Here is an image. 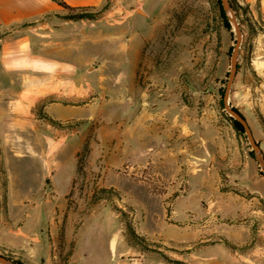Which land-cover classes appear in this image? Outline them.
<instances>
[{"label": "rangeland", "instance_id": "obj_1", "mask_svg": "<svg viewBox=\"0 0 264 264\" xmlns=\"http://www.w3.org/2000/svg\"><path fill=\"white\" fill-rule=\"evenodd\" d=\"M228 2L235 8L233 14L241 32L228 103L245 117L264 156V0ZM101 9L76 12L95 14L94 19L84 20L89 30L98 33L109 31L108 22L124 21L121 28L126 31L121 32V41L130 45L137 41L140 52L133 81L128 76L116 80V66L111 60L105 67L107 86H100L103 59L89 44L84 108L61 107L59 114L87 112L82 118L58 120L47 113L45 105L50 102L80 103L74 96L59 92L35 103L26 98L10 101V109L4 104L1 192L8 194L12 186L26 196L61 195L69 168H74V181L62 210L71 214L76 227L81 223L78 245L93 248L100 264L107 260L110 264H264V169L245 132H236L229 113L220 106L236 41L231 12L225 11L227 26L216 0H131L109 14ZM127 24L131 26L124 27ZM57 81L54 88L67 86ZM138 115L151 128L176 120L178 143L187 145L193 138L200 156L197 161L213 164L216 180L193 192L187 181H170L169 195L161 199L160 192L166 188L164 181L160 182L164 156L155 140L152 143L158 149L137 158L115 155L111 150L113 133L125 129L127 133ZM16 118L24 120V146L19 153L13 150L16 138H11L18 127ZM155 132L149 129L148 137ZM168 146L172 150L171 144ZM43 149L51 167L60 169L54 177L55 186L43 178ZM135 163L139 170H129ZM106 165L111 170L103 171ZM150 182L151 186L147 184ZM149 190L153 191L152 200L147 202ZM184 207L195 216L186 222L190 227L195 225L193 233H182L178 228L184 220L179 217ZM56 208L61 209L59 203ZM162 214L167 215L159 218ZM61 243L62 238L58 246ZM111 243H117L121 258L114 256ZM73 245L72 241L63 246L61 260ZM0 254L33 263L13 250H0Z\"/></svg>", "mask_w": 264, "mask_h": 264}, {"label": "crops", "instance_id": "obj_2", "mask_svg": "<svg viewBox=\"0 0 264 264\" xmlns=\"http://www.w3.org/2000/svg\"><path fill=\"white\" fill-rule=\"evenodd\" d=\"M62 1L75 8L100 9L109 4L106 11L109 14L120 9V6H126L131 0ZM64 14H66L65 9L56 0H0V124H3L6 118L7 110L1 108L4 104L9 106L10 101L21 102L25 98L35 103L53 92L62 93L66 97L74 96L76 101L80 100V103L77 102L76 105L56 101L46 104L45 110L53 119L78 120L86 115L87 112H72V110L69 115L59 114L63 111L61 107L84 108L83 100L88 93V83L85 81V72L88 67L84 69V66L89 53V44L97 48L101 60L103 59L100 86H107L105 78L109 76L105 73V67L111 60L116 66V73L113 74L116 80L121 81L123 77L128 76L133 81L140 52L137 41H134L132 45L121 41V32L126 31L121 28L123 20L108 22L109 31L98 33L87 28L86 20L65 19L62 17ZM65 26L67 28L62 31ZM130 26L127 24L124 27ZM122 58L125 60L122 61ZM121 64H123L122 67H120ZM57 80L67 86L54 88ZM30 92L33 94H29ZM18 121L15 122L18 127L12 131L14 134L11 135V138L14 137L17 140L16 146L13 147L16 153H19V149L22 150L24 146V120ZM164 123L151 128V125L138 115L136 122L129 125L128 134L126 129L120 132L121 134L113 133L112 153L137 158L142 153L152 154L155 152V147V149L160 147V153L164 156L160 182L164 181L166 185L164 191L160 192L161 199H167L170 181L176 180L177 183L187 181L193 192L195 188L216 180L213 164L209 161L206 163L197 161L200 156L195 147V140L190 137L189 144L185 145L183 142L179 144L178 122L173 120ZM149 129H156L152 138L148 137ZM3 132L5 131L0 129V136ZM98 137L100 138V133ZM105 138L102 136L103 140ZM154 140L159 144L158 147L152 143ZM168 144H171L172 150ZM45 150L42 151L43 178L50 179L52 186H55L54 177L60 169L51 167L50 161L44 155ZM138 166L139 164L135 163L128 169L138 171ZM111 168L106 165L102 170L107 172ZM69 169L70 173L65 181L66 187L61 195L26 196L22 190L19 192L12 186H9L8 194L4 195L1 192L3 181L0 179V250H13L22 257L31 259L32 264H100V259L94 255L93 248H82L78 245L77 236L81 223L76 227L75 219L71 214L62 210L66 193L71 189L75 177L74 168ZM113 170L116 171L114 168ZM240 174L241 172L238 175ZM134 184L137 186V183ZM147 184L152 185L151 182ZM152 193V190L146 191L148 195L145 201L152 200L150 197ZM4 202L6 211L3 207ZM26 203L33 205L28 207ZM58 203L60 210L56 208ZM181 210L182 214L179 217L184 220L178 228L183 229L182 233L190 232V230L193 233L195 225L190 227V224L186 222L195 216L191 217L189 207ZM192 213H194L193 209ZM164 215L167 214H162L159 218H163ZM148 217L152 216L148 214ZM60 238L62 243L58 246ZM72 241L74 245L70 253L66 259L61 260L63 246ZM110 249L114 251V256L118 254L121 258V250L117 243H111ZM102 264H110V262L107 260ZM119 264H123L122 261Z\"/></svg>", "mask_w": 264, "mask_h": 264}, {"label": "water", "instance_id": "obj_3", "mask_svg": "<svg viewBox=\"0 0 264 264\" xmlns=\"http://www.w3.org/2000/svg\"><path fill=\"white\" fill-rule=\"evenodd\" d=\"M221 3L225 11L228 10L231 12L229 19L232 22L233 27L235 29V33H236V41H235V44H234V47L231 53V58H230V70H229L228 79H227L224 92H223V96H222L223 106L230 116H232L234 119H236L242 124L244 128V132L247 136V139L255 154V157L259 161L261 167L264 169V156L262 155L260 147L252 135V132L250 130V127L246 119L239 112H237L232 106H230L228 103L229 90H230L231 84L234 80V77L237 71V56H238L239 44L241 40V32L237 24L236 18L233 14V9L231 5L229 4L228 0H221ZM0 263L1 264H17L12 259L4 255H1V254H0Z\"/></svg>", "mask_w": 264, "mask_h": 264}, {"label": "trees", "instance_id": "obj_4", "mask_svg": "<svg viewBox=\"0 0 264 264\" xmlns=\"http://www.w3.org/2000/svg\"><path fill=\"white\" fill-rule=\"evenodd\" d=\"M56 1H57V3L60 6H62L64 9H66L68 11L66 14H64L62 16L65 19H69V20H74L75 21V20H81V19H94L95 18V14H92V13H89V12H83V11L76 12V10H79V9H81V10L82 9H86L84 7L75 8V7H71V6L67 5L62 0H56ZM216 3H217V6H218L219 15H220L221 19L223 20L225 25L229 26L225 10H224V8H223V6L221 4V0H216ZM230 5H231L232 9L235 10L234 6L232 4H230ZM108 6H109V4L104 5L101 10H104V11L107 10ZM222 96H223V93H222L221 99H220V106H221V108H224V106H222L223 105ZM233 108L237 112H239L241 114V112L237 108H235V107H233ZM227 117L231 120V123H232V125H233V127H234V129L236 130L237 133H244V128H243L242 124L239 121L234 119L232 116H229L228 114H227ZM50 121H54V120H50ZM13 261H15L17 264H25L21 260H17L16 259V260H13Z\"/></svg>", "mask_w": 264, "mask_h": 264}]
</instances>
